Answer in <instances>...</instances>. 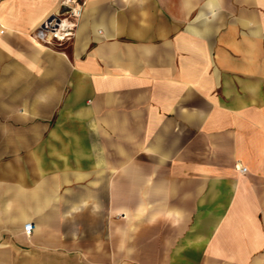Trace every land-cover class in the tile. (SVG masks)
I'll use <instances>...</instances> for the list:
<instances>
[{"label":"crops","instance_id":"crops-1","mask_svg":"<svg viewBox=\"0 0 264 264\" xmlns=\"http://www.w3.org/2000/svg\"><path fill=\"white\" fill-rule=\"evenodd\" d=\"M81 1L0 0V264H264V0Z\"/></svg>","mask_w":264,"mask_h":264},{"label":"built area","instance_id":"built-area-1","mask_svg":"<svg viewBox=\"0 0 264 264\" xmlns=\"http://www.w3.org/2000/svg\"><path fill=\"white\" fill-rule=\"evenodd\" d=\"M83 5L84 2L81 0H63L60 10L45 19L34 32L33 37L45 46H60L70 41L76 33ZM239 169L242 172L246 170L244 167ZM23 232L26 236H30L32 224H25Z\"/></svg>","mask_w":264,"mask_h":264},{"label":"rangeland","instance_id":"rangeland-1","mask_svg":"<svg viewBox=\"0 0 264 264\" xmlns=\"http://www.w3.org/2000/svg\"><path fill=\"white\" fill-rule=\"evenodd\" d=\"M77 30V29H76ZM76 34V33H75ZM74 37H75V35H74ZM73 37V38H74ZM72 38V39H73ZM71 39V40H72ZM69 41H67L66 43H68ZM66 43H64V44H62V45H60V46H57V45H55V46H47V47H49L50 49H52L53 51H57V52H60V51H62V47L66 44ZM56 121V116H54V117H52V120H51V123H54ZM241 167H244V166H240L239 168H241ZM245 168V167H244ZM117 195V197L119 196V194H116ZM121 195V194H120ZM102 210H100V216L102 215V212H101ZM136 211V213H137V211L138 210H134V212ZM132 215H134L133 213H132ZM137 215V214H136ZM115 218H123L124 216H126V214H125V212H123V210H115ZM103 226L102 225H100V228H102ZM116 228H117V226H116Z\"/></svg>","mask_w":264,"mask_h":264}]
</instances>
